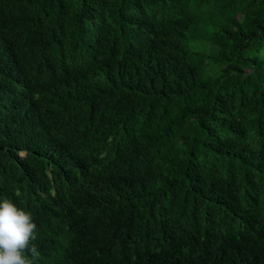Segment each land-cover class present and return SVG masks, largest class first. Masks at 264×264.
I'll return each mask as SVG.
<instances>
[{
    "label": "trees",
    "instance_id": "trees-1",
    "mask_svg": "<svg viewBox=\"0 0 264 264\" xmlns=\"http://www.w3.org/2000/svg\"><path fill=\"white\" fill-rule=\"evenodd\" d=\"M35 264H264V0H0V201Z\"/></svg>",
    "mask_w": 264,
    "mask_h": 264
},
{
    "label": "clouds",
    "instance_id": "clouds-1",
    "mask_svg": "<svg viewBox=\"0 0 264 264\" xmlns=\"http://www.w3.org/2000/svg\"><path fill=\"white\" fill-rule=\"evenodd\" d=\"M37 224L29 211L11 198L0 201V264H35L40 256L36 244Z\"/></svg>",
    "mask_w": 264,
    "mask_h": 264
}]
</instances>
